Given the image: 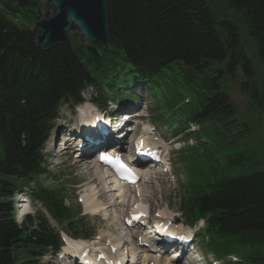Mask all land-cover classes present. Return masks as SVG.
Returning <instances> with one entry per match:
<instances>
[{"label": "trees", "instance_id": "trees-1", "mask_svg": "<svg viewBox=\"0 0 264 264\" xmlns=\"http://www.w3.org/2000/svg\"><path fill=\"white\" fill-rule=\"evenodd\" d=\"M41 2L0 0V264H38L60 247L42 213L15 222L13 198L22 190L69 236L88 238L84 219L64 205V189L38 183L47 174L42 148L63 103L80 104L87 87L107 101L106 90L137 83L175 135L194 143L179 152L187 172L178 210L190 224L204 220L200 236L216 259L246 249L264 264V171L231 168L247 160L234 152L238 140L264 116V0H107V45L73 40L49 52L18 25L31 27ZM236 73L249 113L238 114L226 92Z\"/></svg>", "mask_w": 264, "mask_h": 264}, {"label": "rangeland", "instance_id": "rangeland-1", "mask_svg": "<svg viewBox=\"0 0 264 264\" xmlns=\"http://www.w3.org/2000/svg\"><path fill=\"white\" fill-rule=\"evenodd\" d=\"M209 1V0H207ZM47 0H42V5L44 6ZM210 3V2H209ZM44 15L43 7L41 10V15ZM38 16V17H41ZM23 24L24 28H30L29 22H18V25L21 26ZM32 29V28H30ZM71 39L75 40L73 36V32H71ZM257 71L259 69V72H262L263 68L260 64L257 66ZM262 74V73H261ZM243 75H240L238 73L235 74L234 77H229L225 81V88L226 92L229 96V99L231 101V104L237 109L238 114L239 112L243 113H249V106L251 104L250 100L247 98L246 95H244L239 90V84L238 82H242ZM258 79V77H256ZM262 77L260 76L258 81L260 82ZM134 92L131 91H122L117 90L114 92V97L117 94V98L120 100V98H123V100H128L127 102H131L133 104V110L137 111L139 115L143 116V118L140 120H132L130 126V130H132L134 127H137V133L140 132V129H152V133L160 134L157 135L156 138L149 137V142H155L156 140H159L160 144H163V152L164 153H170V162H171V171L169 174H165L162 172V167H157L155 171H159L158 176L153 178L151 181H144L143 183H139V188L137 192H125V196L123 199L119 200L117 203H121L123 201V206H118L116 203L117 197L116 193L112 192L110 195L106 194L101 196L99 194V186L96 183H90L91 176L89 175V172L87 173L84 167H81L80 165L76 164V159L72 158L71 155L63 154L58 158H55V152H51L50 155L51 158L49 159L48 163V171L49 175L48 177H41L40 183L43 187L47 188H53V187H61L64 189V193L66 195V205L70 206L76 210H80L81 216L85 215L86 222H85V231H93L94 236L92 240V244L95 246L93 248H97L95 252L100 251L103 249L104 245H99V241L96 240V237H99V234H109L113 236H119L124 237L125 241H134L133 238V232L125 230L123 223L121 221V217H124L125 214H127V208L134 202L139 201L138 204H141L144 209L146 210H153V211H160L165 213L166 216L172 217L175 219V222L179 225L184 224L183 217L179 213V186L185 185L186 178L184 175H186V167L185 164L182 162V168L179 164L178 160V151L184 147H186L187 144L183 141V135L175 136L173 134V128L170 127L167 120H164L165 117H160L159 110H157L155 103L152 102L150 91H148L144 87L135 86L132 88ZM261 91H264V88L261 87ZM109 97H112V92H107ZM131 94L134 95V98H131ZM83 100H84V106L80 107H89L92 110H94L92 107L90 101L93 100H99L100 105L96 107L97 111H100L99 107H102L104 105L103 99L101 97V93L91 89L86 88L82 94ZM118 100L114 103H111L109 106L112 111L110 113L114 114L117 112L118 107L116 106L118 104ZM123 102V103H127ZM77 106H74L72 103L63 104L62 109L60 111L59 117L57 122H55L53 131L51 133V138L49 139V145L46 147L45 153L49 152V147H53V143H51L53 137L58 138L59 135L57 134L60 129V124L65 125L66 127L74 124V117L76 112ZM87 109V108H86ZM124 110V109H123ZM259 130L253 129L250 131L249 135H246L244 138L238 140V146L235 148L236 151L239 152L243 156L247 157V160H243L241 164H232L231 168L239 169L240 174L243 173H253V172H260L264 171V116L259 118ZM243 125V123L241 124ZM139 126V127H138ZM240 126V125H238ZM244 127V126H243ZM243 128H239L238 131H241ZM196 127H191L190 131H196ZM57 134V135H56ZM137 136V134H136ZM135 134L130 133L129 139L130 141L136 138ZM127 139V143L129 141ZM163 139L164 143L161 142ZM161 140V141H160ZM194 143L192 141H188V145H193ZM52 145V146H51ZM125 147H128V144L125 145ZM233 151L229 152L232 153ZM233 155V154H230ZM225 162V161H224ZM226 163V162H225ZM84 164V163H81ZM92 167V166H90ZM152 172V171H151ZM184 173V175H183ZM155 173V175H157ZM161 174V176H160ZM151 182V183H150ZM146 183V184H145ZM93 184V185H92ZM97 185V186H96ZM94 190V193L96 196L91 197V191ZM30 190L27 189L25 191H21L17 193V196H21L24 193L29 192ZM94 194V195H95ZM90 198H94V201H98L99 204L103 205L105 210L98 211L101 213H97V211H85L84 204H80L79 200L83 199L84 196H88ZM24 196V195H23ZM144 197V198H143ZM22 198V197H21ZM116 199V200H115ZM28 203L30 204V211L31 214H34L37 210H39V206L35 203H32V201L27 198ZM26 203V204H28ZM121 203V204H122ZM113 204V205H112ZM111 205V207H110ZM107 207V208H106ZM24 209V208H23ZM22 209V210H23ZM96 213V214H91ZM164 218V217H163ZM54 228H56L55 225L52 224ZM184 226V225H183ZM202 223L197 224V228H201ZM195 228L193 231L196 230ZM91 240V241H92ZM104 243V242H102ZM195 245V253L199 254L200 256L204 257V260L207 261L208 258H211L209 255H204V249L201 246V242L197 243V241L194 243ZM75 245V244H73ZM133 246V244H130V246ZM128 245V247H130ZM134 248L135 247L134 244ZM59 252L56 256H46L43 258L38 264H74L72 260H64L60 259L59 257L63 256ZM263 253V251H262ZM193 255V254H192ZM252 255V254H251ZM254 256V255H253ZM191 256L189 255V258ZM195 257V255H194ZM252 256H250L248 250L240 251L238 256H235L233 258V261H239L238 264H258L255 261L251 259ZM188 259V258H187ZM143 262V261H141ZM222 264V262H219ZM140 264V263H139ZM171 264H187V260L185 259L183 262L178 261H172Z\"/></svg>", "mask_w": 264, "mask_h": 264}, {"label": "bare ground", "instance_id": "bare-ground-1", "mask_svg": "<svg viewBox=\"0 0 264 264\" xmlns=\"http://www.w3.org/2000/svg\"><path fill=\"white\" fill-rule=\"evenodd\" d=\"M123 116L126 117L125 119L130 120V121L132 119H135L136 117H138V118L143 117L139 114H135V117H134V114L130 115V116L128 114H125ZM94 117H96V114L93 113L91 108H89L87 106L80 107V108H78L77 112H75L74 124L72 125V129H70V128L67 129L65 125L60 124L59 132H61L62 134L65 135L64 136L65 138L63 139L62 144L64 142L68 143V145H65L66 143L64 144L66 149H63L62 148L63 146L61 147L60 150H63V151H61V155H63V154L70 155L72 153V150H74V152H78L79 143H81V141L83 143V139L81 137L84 138L85 134L88 137H91L95 133L94 131H92V128L94 127V124L92 123ZM107 127H109V126H107ZM72 130H73V132L78 131V130L81 131L79 133L81 139H78L79 140L78 142L77 141L73 142V137H66V136H68L67 133H70ZM108 133L110 134L109 137L110 138L113 137L112 139L114 140L115 136H113V131L110 129L108 131ZM133 134H135V136H136V129L134 130ZM128 136H129V133H127V135L120 141H118L119 139H116L118 142H117V146H115V149H116V152L119 153V155L121 157H124L123 154H125V145L127 144V139H129ZM110 138H108V139H110ZM94 139L97 140V137H94ZM94 139H93V141H94ZM98 141H100V140H98ZM140 142L143 145L152 146L151 151L157 152V151H160L162 149V147L155 145V144H160L159 140H156L155 142H149L146 139V133L143 132V133H141V135L139 137H137L135 139L136 144L131 147V151H133L134 148H137ZM122 152H124V153H122ZM73 153H72V158L77 160L76 164L80 165L81 167H84L86 172L87 171L89 172V175L91 176L90 183H93V184L96 183L99 186V188H100L99 194L101 196L104 197V195H106V194L110 195V193L114 192V193H116L115 195L117 197L116 203L119 200L123 199V197L125 196V192H126V189L124 187H119V184L117 183V181L113 177H111L109 175L107 176V172H104L102 170V168L100 169V167H98L97 163L95 164L94 162H88L85 155H82V154L77 155L75 157ZM81 163H84V164H81ZM90 166H92V167H90ZM138 168L141 171L144 169L143 167H138ZM145 169H147V167ZM151 171L152 170L148 171V178L145 179L144 181H151V180H153V178H155L157 175H159V174H157V172H151ZM155 173L157 175H155ZM138 188H139V185L137 186V188L134 189V191H138ZM94 194H95L94 190H92L91 191V197L96 196L97 193L95 195ZM89 196L90 195H88L87 197L84 196L82 199V204H84L85 211L86 212L87 211H91V212L92 211H97V212L102 211L103 212V210H105L103 205L99 204L98 201H94L95 197L90 198ZM122 202L123 201H121V203ZM121 203H119V204L117 203L118 206L124 207L123 203L122 204ZM110 207H111V205H110ZM129 207L127 209H129ZM23 208L25 210L26 208H28V205H26V202L18 200V202H17L18 211H21ZM142 210L147 211L146 209L145 210L142 209L140 204H138V206L133 205L130 208V210H127V214H125V216H124V217L127 216V219L125 221L132 219L133 216H135V214L141 212ZM98 213H101V212H98ZM89 214H91V213H89ZM93 214H96V213H93ZM93 214H91V215H93ZM165 219H169V218H165ZM164 221L166 222V220H164ZM99 235H100L99 237H96V240L99 241V245L102 244V245H104V247L106 246V248H103L100 251L94 253V258H96L95 260H101L103 258L109 264H117L118 261L116 259H114L112 262L113 256H115L114 253L112 252L113 250H115L116 253H118V256H116V257L122 256L123 260L125 262H127V264H139L140 260H142V258L144 259L143 263L144 262H146V263L151 262V264H171L172 261L175 260V256H172L170 259H164V260H162V258L160 256H158L157 254L152 255V254L148 253L146 256H143V253H147V252L154 251V250L152 248H149L146 250V248H143V247L141 248V250H140V248L136 249V248H134V244L137 247L136 243H134L133 241L125 242L124 237H120V235L118 237L113 236V235H109V234H103V233L99 234ZM65 238H67V237L65 236ZM142 239H144V237ZM67 242H68L67 243L68 249H66V251L67 250H77V249L84 248V247L87 248L89 250V252L93 251V249H90L91 247H93L92 245H94V244H92V241L91 242H85V241L84 242H82V241L72 242L67 238ZM102 242H104V243H102ZM144 243H146L145 240L140 241V244H144ZM73 244H75V245H73ZM130 244H133V246L132 245L130 246ZM124 245H126V247L123 248ZM128 245L130 247H128ZM144 245H146V244H144ZM123 250H124L125 254H123ZM111 253H113V254H111ZM127 258L129 260H125ZM100 262H102V261H100Z\"/></svg>", "mask_w": 264, "mask_h": 264}, {"label": "water", "instance_id": "water-1", "mask_svg": "<svg viewBox=\"0 0 264 264\" xmlns=\"http://www.w3.org/2000/svg\"><path fill=\"white\" fill-rule=\"evenodd\" d=\"M43 11L31 31L33 46L42 52L67 46L70 32L84 47L109 42L107 0H47Z\"/></svg>", "mask_w": 264, "mask_h": 264}]
</instances>
